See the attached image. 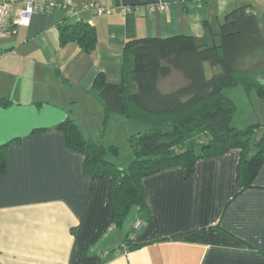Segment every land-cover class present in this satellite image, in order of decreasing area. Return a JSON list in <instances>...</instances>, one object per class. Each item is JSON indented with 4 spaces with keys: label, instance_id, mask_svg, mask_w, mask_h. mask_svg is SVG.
<instances>
[{
    "label": "crops",
    "instance_id": "obj_1",
    "mask_svg": "<svg viewBox=\"0 0 264 264\" xmlns=\"http://www.w3.org/2000/svg\"><path fill=\"white\" fill-rule=\"evenodd\" d=\"M34 1L67 4L76 13L37 11L28 25L0 34V99L10 100L0 102V144L10 142L0 172V264H264V161L245 188L236 180L235 147L197 159L188 177L181 165L144 177L149 215L140 218L135 207L119 236L110 177L84 173V154L55 127L68 117L102 118L92 82L99 72L107 82L120 80L127 40H209L226 12L248 4L264 14V0ZM157 2L168 7L151 6ZM86 3L108 11L96 14ZM77 19L95 28L89 53L75 41L59 42V25Z\"/></svg>",
    "mask_w": 264,
    "mask_h": 264
},
{
    "label": "trees",
    "instance_id": "obj_2",
    "mask_svg": "<svg viewBox=\"0 0 264 264\" xmlns=\"http://www.w3.org/2000/svg\"><path fill=\"white\" fill-rule=\"evenodd\" d=\"M68 41L89 53L96 44L95 28L82 19L63 21L59 42ZM171 70L180 72L184 82L162 91L159 80ZM232 88L248 100L252 95L264 98V14L248 4L226 12L209 40L184 34L129 39L123 47L120 80L107 82L101 72L96 74L91 91L102 104L104 122L118 114L149 126L128 136L131 159L126 167L107 158L104 145L85 137L73 119L55 127L64 132L69 148L84 154V173L110 177L112 220L119 226L132 206L140 218L149 215L144 177L176 165L183 166L188 177L197 159L233 147L240 149L236 180L241 188L252 185L264 161V123L262 128L259 122L241 129L232 125ZM0 102L7 105L10 100ZM256 128L263 130L258 138L253 137ZM9 143L0 144V172L6 171ZM109 150L117 152L115 147Z\"/></svg>",
    "mask_w": 264,
    "mask_h": 264
},
{
    "label": "rangeland",
    "instance_id": "obj_3",
    "mask_svg": "<svg viewBox=\"0 0 264 264\" xmlns=\"http://www.w3.org/2000/svg\"><path fill=\"white\" fill-rule=\"evenodd\" d=\"M184 78L180 72L176 70H171L169 74L160 78L159 87L162 91H169L174 87L182 84ZM241 88V87H236ZM238 89L232 88L229 91V94L233 96L236 101L238 108L236 107L235 115L232 119V125H235L238 128H244L247 124H252L259 122V127L262 128L264 123V100L259 103H251L243 94L235 93L234 91ZM234 92V93H233ZM113 116H117L120 119H114ZM110 116L106 122H104L103 116L99 121H95L96 117L90 114L87 117L80 118L79 120H74L85 137H90L96 141L101 142L104 147L107 149L106 156L111 158L113 161L118 162L119 166L126 167L131 159V148L128 141V136L132 134H138L144 132L149 126L146 123H142L133 119H126L121 115ZM243 116L245 119L243 122L240 117ZM254 122H248V121ZM260 132H263L261 129H255L253 137L258 138ZM109 147H115L117 152L112 153L109 150ZM135 207L132 206L129 211L124 215L122 223L115 229L113 233L116 235H123L127 229V224L129 219H133ZM126 223V224H125ZM124 232V233H123Z\"/></svg>",
    "mask_w": 264,
    "mask_h": 264
},
{
    "label": "built area",
    "instance_id": "obj_4",
    "mask_svg": "<svg viewBox=\"0 0 264 264\" xmlns=\"http://www.w3.org/2000/svg\"><path fill=\"white\" fill-rule=\"evenodd\" d=\"M18 1L21 0H0V34L2 32L11 30L12 27L16 25H28L32 14L37 11H48L52 8L60 7L63 8L68 15L76 13L75 8L72 6H68L67 4H58L54 1L37 3L34 0H23L21 6L17 7L12 13V4ZM151 6L157 7L160 10H164L168 7V4L165 2H157L153 3ZM83 8L91 9L96 14L108 11V9L94 3H86L83 5ZM138 226L139 223L137 227ZM132 238L133 234H130L128 236V241Z\"/></svg>",
    "mask_w": 264,
    "mask_h": 264
}]
</instances>
